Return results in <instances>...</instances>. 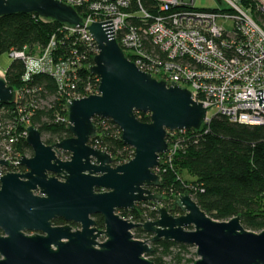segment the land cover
Wrapping results in <instances>:
<instances>
[{
    "label": "water",
    "instance_id": "95a60500",
    "mask_svg": "<svg viewBox=\"0 0 264 264\" xmlns=\"http://www.w3.org/2000/svg\"><path fill=\"white\" fill-rule=\"evenodd\" d=\"M14 14L82 24L78 11L60 0H0V17ZM88 29L99 49L90 66L100 79L98 93L69 100V138L47 144L37 127L28 126L33 154L19 160L26 171L0 175V264H155L149 255L161 239L195 247L194 264H264V230L245 228L240 216L215 220L189 191L175 200L181 215L164 205L156 208V220L144 223L120 215L139 203L164 200L152 188L161 185L156 169L169 151L168 134L201 130L207 108L188 89L169 86L130 61L114 37L112 20ZM16 96L0 74V104L15 102ZM256 96L264 107V89ZM138 112L149 114L150 121L140 120ZM95 117L120 127L133 158L117 163L90 144L98 135ZM8 164L0 158V173ZM96 215L103 216L104 228ZM56 219L67 223L55 225ZM136 228L151 237L136 238Z\"/></svg>",
    "mask_w": 264,
    "mask_h": 264
},
{
    "label": "trees",
    "instance_id": "16d2710c",
    "mask_svg": "<svg viewBox=\"0 0 264 264\" xmlns=\"http://www.w3.org/2000/svg\"><path fill=\"white\" fill-rule=\"evenodd\" d=\"M144 5L150 7L152 3L144 0ZM79 12L83 15L81 9ZM52 37L56 41L53 58L74 63L70 80L63 88L49 73H35L26 77V66L21 59H14L4 71L7 83L21 94L16 102L0 104V146L14 137L15 155L33 154L24 135L30 125L37 127L42 135L48 134L44 140L47 144L71 137L67 127L68 100L89 96L96 93L99 87V77L90 71L98 51L95 44L83 39L80 33L70 32L64 23L37 14L0 17V55L24 47L33 53L45 48ZM142 39L149 53L164 57L151 38L145 36ZM136 115L142 121H150L144 113ZM93 122L98 126V135L91 141L92 146L112 154L117 163L127 162L134 157V149L123 143L122 131L111 119L95 117ZM173 133L168 135L167 140L176 145L172 157L174 165L161 161V165L167 166L165 171L160 172L161 185L156 188L158 193L163 194V201L168 203L173 201L175 195L189 191L199 206L215 220L228 221L240 216L245 228L263 231L264 124H241L231 122L226 116L216 115L201 130H177ZM180 167L189 172L190 180L182 181L177 170ZM16 170L25 172L24 167ZM156 205L145 201L136 209L118 212L135 222L156 220ZM170 207L173 214L182 213L174 203ZM95 220L98 227L104 228L102 215H96ZM63 222L61 219L55 220L56 224ZM134 235L139 239L151 237L142 228H136ZM153 247L149 258L155 264L194 263L197 256L192 246L174 241L161 239L154 242ZM189 254L191 258H187Z\"/></svg>",
    "mask_w": 264,
    "mask_h": 264
},
{
    "label": "built area",
    "instance_id": "2783aa9c",
    "mask_svg": "<svg viewBox=\"0 0 264 264\" xmlns=\"http://www.w3.org/2000/svg\"><path fill=\"white\" fill-rule=\"evenodd\" d=\"M60 1L75 8L82 18L80 26L65 27L95 44L98 52L88 27L93 22L112 20L114 37L125 56L141 70L169 86L188 89L193 99L207 108L204 125H208L216 115L241 124H264V107L259 105L256 96V90L264 89V0H250L256 5L252 8L253 14L244 8L242 0H225L226 7L217 9L196 7L195 0H147L152 3L150 7L144 5V0ZM145 36L151 38L164 57L149 53L142 39ZM55 46L56 41L52 37L45 48L33 53L27 47L13 49L10 56L23 60L26 77L49 73L63 88L70 80L74 63L54 59ZM16 93L15 102L21 95L18 91ZM97 93L98 90L93 94ZM212 109L215 110L213 116L209 114ZM27 134L26 129L24 135ZM14 142L12 137L0 146V158L9 162L8 168L2 167L0 175L18 172L16 169L21 167L19 160L22 155H15ZM168 152L164 158L173 157L176 145L172 147L169 143ZM61 157L69 159L68 154L63 153ZM4 170L9 171L4 173Z\"/></svg>",
    "mask_w": 264,
    "mask_h": 264
},
{
    "label": "rangeland",
    "instance_id": "374dc122",
    "mask_svg": "<svg viewBox=\"0 0 264 264\" xmlns=\"http://www.w3.org/2000/svg\"><path fill=\"white\" fill-rule=\"evenodd\" d=\"M242 2V4H243V6H244V8H246V9H248L252 14H253V11H252V8L253 7H255L256 5H254V3L253 2H251L250 0H242L241 1ZM194 4H195V6L196 7H199V8H204V9H217V8H221V7H226V2H225V0H195L194 1ZM13 61H14V59L10 56V53L9 52H5V53H3V54H1L0 55V72H2V73H4V71H6L8 68H9V66L13 63ZM5 74V73H4ZM209 114L211 115V116H213L214 114H215V110H210L209 111ZM149 115V114H148ZM47 137H48V134L47 133H45V134H43L42 135V138H43V140H46L47 139ZM169 143H170V145L173 147L174 146V144H172L171 142H170V140H169ZM167 154H169V152L167 153ZM28 156H30V155H28ZM164 155H162L161 156V161H163V162H165V163H167L168 165H170V166H172V165H174V161H173V159H172V156L171 155H169V156H167V157H163ZM173 163V164H172ZM163 166V167H162ZM167 166V165H166ZM166 166H164V165H161V166H159L157 169H156V172L160 175V177H161V174H160V172H162V170L163 171H165L166 170ZM21 167H23V166H21ZM6 168H8L7 166H6ZM25 168V167H24ZM9 169H11V168H9ZM178 170V173H179V175L182 177V181L183 182H186V181H188V180H190L191 179V177H190V174H189V172L187 171V170H183V168L181 169V167H180V169H177ZM6 171H9V170H4V173L6 172ZM25 171H26V168H25ZM160 187V186H159ZM159 187H153L152 189H153V191L155 192V193H158L157 191H156V188H159ZM179 197V195H175L174 196V198H173V201H169L168 203H165L164 201H162V202H157V201H154V203L155 204H157L156 206L158 207H160V206H162V205H164L165 207H168L169 209L170 208H172V207H170V205L172 204V203H174L175 204V200L177 199ZM140 204V203H139ZM138 204V205H139ZM176 205V204H175ZM170 212L172 213V209H170ZM173 214V213H172ZM181 214H183V212L182 213H176L175 215H181ZM146 220H149V219H144L143 221H142V223H144V221H146ZM104 240V239H103ZM103 240H101V241H103ZM192 251H194V252H196V249H195V247H193L192 248ZM192 257V255L191 254H189L188 256H187V258H191ZM197 259V256H196V258H195V260ZM194 260V261H195ZM180 264H194V263H191V262H187V261H185V262H182V263H180Z\"/></svg>",
    "mask_w": 264,
    "mask_h": 264
},
{
    "label": "flooded vegetation",
    "instance_id": "af4514ba",
    "mask_svg": "<svg viewBox=\"0 0 264 264\" xmlns=\"http://www.w3.org/2000/svg\"><path fill=\"white\" fill-rule=\"evenodd\" d=\"M68 156H69V155H68ZM56 220H57V219H56ZM61 220H62V219H61ZM63 221H64V220H63ZM66 223H67V222L64 221L62 224H56L55 221H54V224H55V225H58V226H59V225H66ZM72 225H73L74 228L77 227L76 224H74V223H73ZM0 235H1V234H0Z\"/></svg>",
    "mask_w": 264,
    "mask_h": 264
},
{
    "label": "bare ground",
    "instance_id": "6f19581e",
    "mask_svg": "<svg viewBox=\"0 0 264 264\" xmlns=\"http://www.w3.org/2000/svg\"><path fill=\"white\" fill-rule=\"evenodd\" d=\"M0 74L5 76V74H4V73H2V72H0ZM15 90H16V89H15Z\"/></svg>",
    "mask_w": 264,
    "mask_h": 264
}]
</instances>
